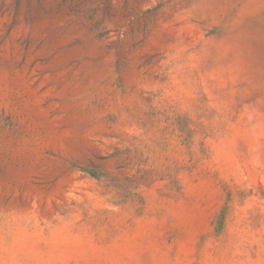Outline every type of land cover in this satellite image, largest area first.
Returning a JSON list of instances; mask_svg holds the SVG:
<instances>
[{"label":"rangeland","instance_id":"374dc122","mask_svg":"<svg viewBox=\"0 0 264 264\" xmlns=\"http://www.w3.org/2000/svg\"><path fill=\"white\" fill-rule=\"evenodd\" d=\"M0 264H264V0H0Z\"/></svg>","mask_w":264,"mask_h":264}]
</instances>
